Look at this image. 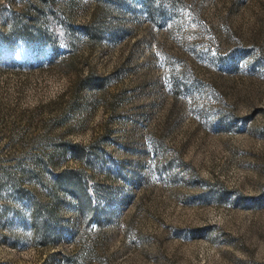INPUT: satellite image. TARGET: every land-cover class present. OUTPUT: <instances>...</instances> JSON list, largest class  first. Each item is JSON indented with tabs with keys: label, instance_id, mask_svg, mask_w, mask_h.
<instances>
[{
	"label": "rangeland",
	"instance_id": "obj_1",
	"mask_svg": "<svg viewBox=\"0 0 264 264\" xmlns=\"http://www.w3.org/2000/svg\"><path fill=\"white\" fill-rule=\"evenodd\" d=\"M0 264H264V0H0Z\"/></svg>",
	"mask_w": 264,
	"mask_h": 264
}]
</instances>
